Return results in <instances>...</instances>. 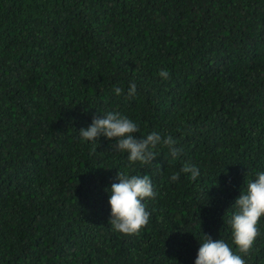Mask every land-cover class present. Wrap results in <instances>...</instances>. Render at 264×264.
Listing matches in <instances>:
<instances>
[{
	"label": "trees",
	"instance_id": "obj_1",
	"mask_svg": "<svg viewBox=\"0 0 264 264\" xmlns=\"http://www.w3.org/2000/svg\"><path fill=\"white\" fill-rule=\"evenodd\" d=\"M108 112L180 155L130 164L114 139L84 140ZM185 163L201 175L171 181ZM258 171L264 0H0V264H195L204 235L238 252L227 221ZM118 172L157 192L139 235L110 226ZM258 227L246 264H264Z\"/></svg>",
	"mask_w": 264,
	"mask_h": 264
},
{
	"label": "clouds",
	"instance_id": "obj_2",
	"mask_svg": "<svg viewBox=\"0 0 264 264\" xmlns=\"http://www.w3.org/2000/svg\"><path fill=\"white\" fill-rule=\"evenodd\" d=\"M158 75L168 79L170 74L161 69ZM123 91L120 87L114 88L117 96L123 94ZM136 92V85L132 83L126 98L134 97ZM139 131L138 124L127 115L108 112L102 118L94 117L91 125L80 129L79 134L90 142H96L101 136L109 140L114 139V151L127 153L130 164H153L157 157L158 145L166 147L173 158L180 155L181 150L175 147L176 141L171 135L165 137L157 131H152L137 138L134 134ZM181 173H190L192 181H196L201 175L198 167L185 163L179 171L171 175V181H178ZM117 181L111 185L108 201L111 208L110 226L115 232L124 235H139L148 225L151 216L145 201L154 200L157 196L153 181L149 175H129L125 172L117 173ZM232 207L235 211L227 223L231 228L232 243L238 252L225 240H213L204 235L195 264H246L241 254L247 255L252 250L257 237L260 236L258 225L264 217V171H258L255 179L247 181L246 189L241 191Z\"/></svg>",
	"mask_w": 264,
	"mask_h": 264
}]
</instances>
